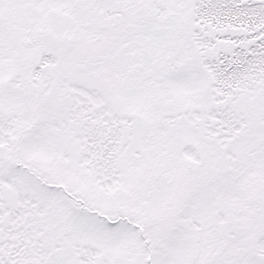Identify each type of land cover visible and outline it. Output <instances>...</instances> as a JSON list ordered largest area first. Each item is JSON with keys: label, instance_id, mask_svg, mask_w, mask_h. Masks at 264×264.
<instances>
[{"label": "snow or ice", "instance_id": "snow-or-ice-1", "mask_svg": "<svg viewBox=\"0 0 264 264\" xmlns=\"http://www.w3.org/2000/svg\"><path fill=\"white\" fill-rule=\"evenodd\" d=\"M0 264H264V0H0Z\"/></svg>", "mask_w": 264, "mask_h": 264}]
</instances>
